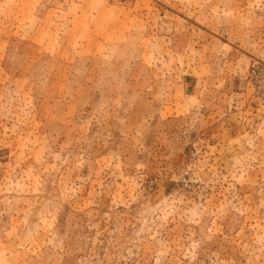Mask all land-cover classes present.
Wrapping results in <instances>:
<instances>
[{
  "label": "rangeland",
  "instance_id": "374dc122",
  "mask_svg": "<svg viewBox=\"0 0 264 264\" xmlns=\"http://www.w3.org/2000/svg\"><path fill=\"white\" fill-rule=\"evenodd\" d=\"M0 264H264V0H0Z\"/></svg>",
  "mask_w": 264,
  "mask_h": 264
}]
</instances>
